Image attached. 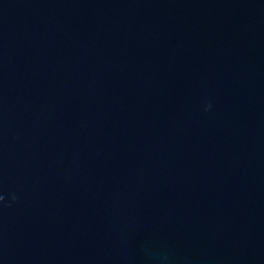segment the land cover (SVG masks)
I'll list each match as a JSON object with an SVG mask.
<instances>
[{
	"label": "water",
	"instance_id": "1",
	"mask_svg": "<svg viewBox=\"0 0 264 264\" xmlns=\"http://www.w3.org/2000/svg\"><path fill=\"white\" fill-rule=\"evenodd\" d=\"M12 193L0 264H264V0H0Z\"/></svg>",
	"mask_w": 264,
	"mask_h": 264
},
{
	"label": "clouds",
	"instance_id": "2",
	"mask_svg": "<svg viewBox=\"0 0 264 264\" xmlns=\"http://www.w3.org/2000/svg\"><path fill=\"white\" fill-rule=\"evenodd\" d=\"M210 109H211V104H208L205 108V111H208ZM5 200H6L5 196L0 195V209L11 207L14 203L17 202L18 196L15 193H12L8 198L7 202H5Z\"/></svg>",
	"mask_w": 264,
	"mask_h": 264
}]
</instances>
